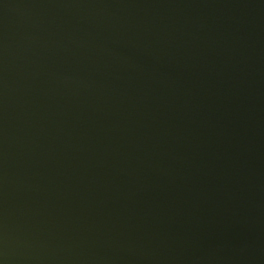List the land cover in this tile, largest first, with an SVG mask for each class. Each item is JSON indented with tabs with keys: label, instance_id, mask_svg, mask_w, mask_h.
<instances>
[{
	"label": "water",
	"instance_id": "water-1",
	"mask_svg": "<svg viewBox=\"0 0 264 264\" xmlns=\"http://www.w3.org/2000/svg\"><path fill=\"white\" fill-rule=\"evenodd\" d=\"M0 264H264V0H0Z\"/></svg>",
	"mask_w": 264,
	"mask_h": 264
}]
</instances>
